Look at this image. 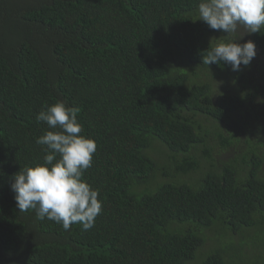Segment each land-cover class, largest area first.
Returning a JSON list of instances; mask_svg holds the SVG:
<instances>
[{
    "label": "trees",
    "instance_id": "obj_1",
    "mask_svg": "<svg viewBox=\"0 0 264 264\" xmlns=\"http://www.w3.org/2000/svg\"><path fill=\"white\" fill-rule=\"evenodd\" d=\"M200 0H0V264H264V28L235 38ZM79 109L97 150L94 226L20 212L14 174L42 162L46 106ZM243 251L229 238H248Z\"/></svg>",
    "mask_w": 264,
    "mask_h": 264
},
{
    "label": "clouds",
    "instance_id": "obj_2",
    "mask_svg": "<svg viewBox=\"0 0 264 264\" xmlns=\"http://www.w3.org/2000/svg\"><path fill=\"white\" fill-rule=\"evenodd\" d=\"M198 19L210 29L235 38L209 48L203 63H223L233 71L249 66L256 56L252 40L237 42L245 34L264 28V0H200ZM79 109L63 101L46 106L36 116L50 130L36 139L43 146L42 162L27 166L14 174L11 189L20 212L34 209L39 219L47 218L69 230L80 224L82 231L94 226L102 211L98 191L84 179L97 150L94 138L82 135Z\"/></svg>",
    "mask_w": 264,
    "mask_h": 264
},
{
    "label": "rangeland",
    "instance_id": "obj_3",
    "mask_svg": "<svg viewBox=\"0 0 264 264\" xmlns=\"http://www.w3.org/2000/svg\"><path fill=\"white\" fill-rule=\"evenodd\" d=\"M228 242H233V243H236V246L238 247L237 248V250H239V249H241L242 251H243V245L245 244V243H247V244H251V241H250V239H249V237L248 238H246V239H241V238H236V239H234V238H229L228 240H227ZM243 253H246V254H249L248 253V250H245V251H243Z\"/></svg>",
    "mask_w": 264,
    "mask_h": 264
}]
</instances>
